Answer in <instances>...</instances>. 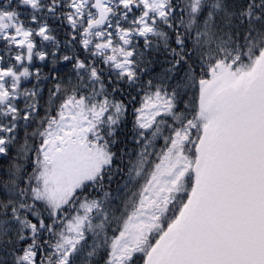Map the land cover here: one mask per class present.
<instances>
[{"label": "snow or ice", "instance_id": "1", "mask_svg": "<svg viewBox=\"0 0 264 264\" xmlns=\"http://www.w3.org/2000/svg\"><path fill=\"white\" fill-rule=\"evenodd\" d=\"M0 264H264V0H0Z\"/></svg>", "mask_w": 264, "mask_h": 264}]
</instances>
